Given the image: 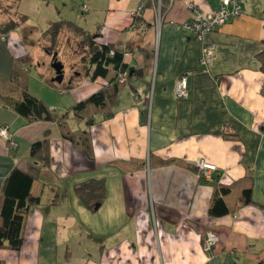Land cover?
<instances>
[{
    "label": "crops",
    "instance_id": "obj_1",
    "mask_svg": "<svg viewBox=\"0 0 264 264\" xmlns=\"http://www.w3.org/2000/svg\"><path fill=\"white\" fill-rule=\"evenodd\" d=\"M220 1H167L161 11L150 2L134 19L140 0H19L13 12L29 18L30 4L46 30L52 22H69L97 36V45L126 54L128 81L109 117H67L70 131L89 134L91 159L64 140L55 124L27 125L0 103V129L18 144L11 152L0 137V193L16 167L33 178L31 195L40 199L25 218L20 250L0 249V264H264V73L258 60L264 0H240L241 15L204 37L215 44L205 69L199 64L203 43L182 26L191 18L189 3L213 14ZM25 24L5 40L0 36V86L12 60L28 54L20 34ZM114 76L75 80L69 91L59 92L66 98L57 107L49 94L42 99L62 116ZM183 76L189 98L177 100L175 82ZM46 135L47 166L29 156L30 146ZM168 160L174 162L160 163ZM198 160L216 167L215 185L239 190L250 182L252 203L241 205L234 196L227 215L210 217L214 184L194 171ZM90 179H103L106 186L94 212L74 192ZM206 232L218 238L210 253L202 248Z\"/></svg>",
    "mask_w": 264,
    "mask_h": 264
},
{
    "label": "trees",
    "instance_id": "obj_2",
    "mask_svg": "<svg viewBox=\"0 0 264 264\" xmlns=\"http://www.w3.org/2000/svg\"><path fill=\"white\" fill-rule=\"evenodd\" d=\"M18 2L19 0H0V15H4L6 19L4 23H0V36L4 40L8 33L20 28L27 21L25 16L13 12ZM166 3V0L161 2L160 11ZM64 31L77 38L80 45L86 48L87 54L82 58V63L88 62L90 70H87L86 75L90 81L105 80L111 72L114 73V78L96 93L76 103L68 113L57 116L42 101L28 93L25 69L33 63V58L30 54H25L12 60L9 78L6 82L4 81V86H0V103L20 116L27 125L38 122L55 124L64 140L70 142L74 147L80 148L91 159L89 134L84 131H70L67 125V117L69 113H72L76 120L82 121L86 115L99 112L109 117L111 115L110 107L115 104L120 87L126 84L117 82L116 75L119 71H126L127 66L122 62L123 52L111 45H97L94 42L97 36H91L69 22L50 23L47 30L42 34V38L43 40L53 38L56 45L58 37L60 39V34ZM112 51L114 56L110 57L109 54ZM258 60L261 64L260 69L264 73V51L258 55ZM50 83L52 86L56 84L51 80ZM71 87L72 85L68 88L71 89ZM90 124L89 121L88 125ZM48 147L49 139L46 135L43 140L36 141L30 146L29 156L47 166L49 163ZM173 162V160L160 161L162 165H169ZM193 169L197 172L195 168ZM33 181L30 175L15 167L3 182L0 193V249L19 251L22 246V230L25 218L31 208L40 204V199L31 195ZM211 183L214 184V180ZM213 188L208 208L210 217L219 218L227 215L230 212L228 201L230 198L232 200L234 196L237 197L241 205L246 206L252 203L250 182L247 186H243L239 190L236 189L239 192L232 186L214 184ZM74 192L82 205L87 210L94 212L95 206L99 205L105 198V181L103 179H90L76 185Z\"/></svg>",
    "mask_w": 264,
    "mask_h": 264
},
{
    "label": "rangeland",
    "instance_id": "obj_3",
    "mask_svg": "<svg viewBox=\"0 0 264 264\" xmlns=\"http://www.w3.org/2000/svg\"><path fill=\"white\" fill-rule=\"evenodd\" d=\"M27 9L30 11L29 18H27L25 24L27 30L24 32L23 30L22 32L20 31V34L23 33L22 39L24 38L23 42L26 44L27 52L33 58V63L25 69L27 91L31 96L39 99L45 105L46 103L42 99L43 95L45 98V95L49 94V98L54 100V104L52 105L57 107L66 98V95H59V92H63V90L69 91L70 89L68 87L75 80L88 78L86 73L87 70H90V67L87 61L82 63V58L87 54V50L80 45V41L73 35L63 36L60 39L58 37L56 45L54 44L53 38L43 40L42 34L46 31V28L41 21L42 14L40 12L37 14V9L30 10V4L27 5ZM26 33H28L27 37ZM54 53L58 54L57 57L63 64L65 75L61 84H54L52 86L50 80L54 74L50 69V60L51 55ZM67 98H69L68 95ZM48 191L51 190L48 189ZM41 203L44 206L48 205L45 196L41 199Z\"/></svg>",
    "mask_w": 264,
    "mask_h": 264
},
{
    "label": "built area",
    "instance_id": "obj_4",
    "mask_svg": "<svg viewBox=\"0 0 264 264\" xmlns=\"http://www.w3.org/2000/svg\"><path fill=\"white\" fill-rule=\"evenodd\" d=\"M162 1L163 0H140L137 10L132 13V18L136 19L139 16V13L142 11L145 4L157 2L161 7ZM167 1L168 3H172L174 0ZM188 10L191 14V18L182 26V28L196 41L203 43L199 64L201 67L207 69L214 56L215 44L204 41V37L208 34L214 33L229 21L238 18L241 15V2L240 0H221L218 10L213 14H204L191 3L188 4ZM133 26L134 24L130 26V29H132ZM109 56L113 57L114 52H110ZM123 56L125 57L126 54ZM116 81L119 83H127L128 71H119L116 75ZM174 96L177 100H187L189 98V84L186 76L179 78L175 82ZM0 137L9 143L11 150L14 151L18 148L17 142L7 133L6 129H0ZM194 168L197 170L199 178H202L207 182L212 181L211 174L216 171L215 166L207 164L202 160H198L194 164ZM217 242V236L212 232H206L202 240L203 251L205 253H210L217 245Z\"/></svg>",
    "mask_w": 264,
    "mask_h": 264
},
{
    "label": "water",
    "instance_id": "obj_5",
    "mask_svg": "<svg viewBox=\"0 0 264 264\" xmlns=\"http://www.w3.org/2000/svg\"><path fill=\"white\" fill-rule=\"evenodd\" d=\"M50 69L54 72V77L51 79V82L61 84L64 77V66L60 61H57V53L52 55ZM98 207L99 205H96L94 210L96 211Z\"/></svg>",
    "mask_w": 264,
    "mask_h": 264
},
{
    "label": "flooded vegetation",
    "instance_id": "obj_6",
    "mask_svg": "<svg viewBox=\"0 0 264 264\" xmlns=\"http://www.w3.org/2000/svg\"><path fill=\"white\" fill-rule=\"evenodd\" d=\"M53 55V54H52ZM52 55H51V60H50V64H51V62H52ZM57 61H60L59 59H58V57H57ZM61 62V61H60ZM52 71V70H51ZM53 74H54V72H53ZM64 75H65V72H64ZM54 77V76H53ZM63 79H64V77H63Z\"/></svg>",
    "mask_w": 264,
    "mask_h": 264
}]
</instances>
